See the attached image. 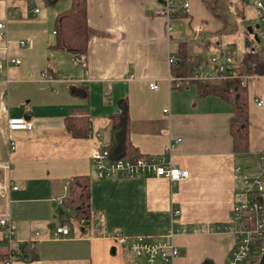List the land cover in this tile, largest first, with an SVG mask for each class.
Masks as SVG:
<instances>
[{"label": "crops", "instance_id": "crops-1", "mask_svg": "<svg viewBox=\"0 0 264 264\" xmlns=\"http://www.w3.org/2000/svg\"><path fill=\"white\" fill-rule=\"evenodd\" d=\"M86 1L89 47L83 68L73 54L55 47V16L69 8L70 0L53 6L42 0H0L8 42L0 38V179L17 186L0 197V216L10 215L15 253H23L11 264H133L130 241L165 240L170 230L180 251L173 264H227L234 238L224 227L238 185L235 166L252 176L264 154V107L256 104L264 101V75L247 80L249 150L235 154L228 129L231 106L213 95L198 97L196 82L174 88L168 81V56L184 43L189 71L197 64L209 66L206 49L230 51L237 61L241 22L235 16L243 11L233 12L231 0H191L189 12L172 20L168 36L167 20L155 15L160 0ZM240 1L255 11L254 0ZM196 26L203 27V40L194 38ZM152 82L157 90L149 88ZM123 99L137 153H164L173 166L188 170L186 179L171 184L155 176H96L92 153L110 143V116L119 112ZM72 111L88 113L87 137L66 131L65 118ZM9 118H23L32 127L8 130ZM169 143L174 148L167 153ZM78 175L89 177L93 217L97 211L104 216L100 229L81 226L61 203L68 180ZM175 209L180 214L172 218ZM60 226L69 233L56 235ZM116 232L127 238L126 244L117 242ZM2 248L9 251L6 242Z\"/></svg>", "mask_w": 264, "mask_h": 264}, {"label": "built area", "instance_id": "built-area-1", "mask_svg": "<svg viewBox=\"0 0 264 264\" xmlns=\"http://www.w3.org/2000/svg\"><path fill=\"white\" fill-rule=\"evenodd\" d=\"M161 8L155 12V15L161 16L167 20L166 31L171 36L172 20L181 13H188L191 0H160ZM253 6L256 11L259 28L264 31V0H254ZM38 9H34L36 13ZM5 23L0 22V38L7 44L4 35ZM194 38L203 40V27L196 26L194 28ZM8 45V44H7ZM7 45L3 48L7 50ZM23 46L24 42L21 41ZM73 58L83 68L87 67V58L85 53L73 54ZM13 64H19V59L10 60ZM175 62V54L170 53L168 56V64ZM209 66L201 64L195 65L188 74L184 76L169 75L168 81L174 88H181L188 83L209 80H226L234 77L236 61L230 51L215 53L209 60ZM3 66V57L0 54V72ZM246 76V83L249 78ZM46 81H51V76L45 77ZM151 90H157L158 85L154 82L149 83ZM258 106L264 107V101H256ZM167 112V109L163 110ZM32 124L23 118H9L8 130L31 129ZM180 139L175 140V142ZM10 151H14L16 145L10 140ZM174 148L173 143H169L166 152L169 153ZM92 163L94 171L98 178H132L137 176H155L169 180L171 184H175L188 177V170L175 167L165 154L160 155H139L137 157L112 159L106 147L95 150L92 153ZM9 166H3L7 170ZM235 177L238 182L235 190V200L231 220L224 227V231L230 233L234 238V247L231 251L227 264H257L260 257L262 247L259 249V243L263 244L264 239V154L261 153L256 162L255 172L252 176L241 171L239 166H235ZM17 189V186L10 187L5 180L0 179V197L7 196L9 189ZM247 212L252 213L248 218ZM180 214L179 210H172L171 217L176 218ZM83 226H90L100 229L104 224V216L101 211H97L91 223L88 225L86 220H78ZM194 228L193 231H197ZM14 231L15 226L9 214L0 216V233H3V240L8 244L9 250L14 251ZM185 232L186 229H179ZM69 228L67 226L57 227L55 234L67 235ZM174 232L170 230L165 240H148L145 237H136L129 244L128 250L132 257L135 258L133 264H173L174 260L180 255L178 247L173 242ZM119 244H126L127 238L119 232L114 235ZM17 249V248H16ZM5 264H11L8 260Z\"/></svg>", "mask_w": 264, "mask_h": 264}, {"label": "trees", "instance_id": "trees-1", "mask_svg": "<svg viewBox=\"0 0 264 264\" xmlns=\"http://www.w3.org/2000/svg\"><path fill=\"white\" fill-rule=\"evenodd\" d=\"M60 0H42L45 6H53ZM87 1L70 0L68 9L59 12L55 16L54 28L56 43L55 47L71 54L85 53L89 47V24L87 21ZM256 38L246 32V49L236 61L234 77L226 80L198 81V97L209 95L216 96L231 106V116L228 120V129L232 138V147L235 154L245 153L249 150V108L248 88L246 76L264 75V44H259L257 28L250 27ZM253 34V35H254ZM176 61L170 66L172 76H184L188 74L190 57L187 55L184 43H179L176 50ZM87 96V93H84ZM111 139L107 145L112 159L137 157L136 148L131 144L130 118L128 102L121 100L119 112L110 116ZM66 131L74 138H83L89 135L90 118L86 111H72L65 118ZM90 185L88 175L71 177L67 184V195L61 200L62 205L73 212L76 220H86L88 225L93 219L90 209ZM250 219L252 213L247 212ZM5 240L0 241V264L14 259H23L22 252L4 251L2 246ZM30 243L24 244L26 249ZM262 243H259V249ZM202 264H213L205 260Z\"/></svg>", "mask_w": 264, "mask_h": 264}, {"label": "rangeland", "instance_id": "rangeland-1", "mask_svg": "<svg viewBox=\"0 0 264 264\" xmlns=\"http://www.w3.org/2000/svg\"><path fill=\"white\" fill-rule=\"evenodd\" d=\"M231 1H233V4H232V6H231V8H232V10H233V12H235L236 11V9H239L240 11L242 10L243 12H242V14L241 15H239V17L237 18L236 16H235V20H240V22H241V27H240V32L237 34V39H238V37H239V40H240V45H239V40L238 41H236V48H234V51L238 54V55H240V53H242V51L244 50V36H243V31H245V30H248V31H250V27L252 26V25H254V26H256L257 24H258V19H257V17H256V15H255V11H254V9H253V7H251V6H249V5H247V4H243L240 0H231ZM257 30V34H258V36H259V39H260V42H261V44H264V31L262 30V28L260 27V28H257L256 29ZM251 33V32H250ZM252 34V33H251ZM254 36V35H253ZM193 39V38H192ZM194 42V41H193ZM199 42H201V41H199ZM239 45V46H238ZM214 49L213 48H211L210 50H207L206 49V53H207V57L209 58V57H212L213 55H214ZM238 55H236L237 56V58H238ZM0 178H1V175H0ZM79 222V221H78ZM79 224H80V222H79ZM75 225H76V223H75ZM81 225V224H80ZM81 226H83V225H81Z\"/></svg>", "mask_w": 264, "mask_h": 264}, {"label": "water", "instance_id": "water-1", "mask_svg": "<svg viewBox=\"0 0 264 264\" xmlns=\"http://www.w3.org/2000/svg\"><path fill=\"white\" fill-rule=\"evenodd\" d=\"M255 28H259V24H257L255 26ZM249 29H250V31H248V32H251L253 35L254 34L253 29H251V28H249ZM254 37L256 38L257 36L254 34ZM256 41L259 42V39H256ZM263 202H264V196H263ZM257 264H264V239H263V244H262V251H261V254H260V257L258 259Z\"/></svg>", "mask_w": 264, "mask_h": 264}]
</instances>
